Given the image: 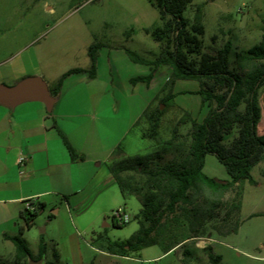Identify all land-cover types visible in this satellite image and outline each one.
Returning <instances> with one entry per match:
<instances>
[{"label": "rangeland", "instance_id": "rangeland-1", "mask_svg": "<svg viewBox=\"0 0 264 264\" xmlns=\"http://www.w3.org/2000/svg\"><path fill=\"white\" fill-rule=\"evenodd\" d=\"M133 10L159 15L147 0H0V85L12 87L31 77L48 81L71 69L84 68L89 63V46L98 42L124 45L155 58L162 47L153 41L151 35L144 32L134 34L131 31ZM185 16L192 24H201L205 29V34L198 37L201 54L215 57L228 41L232 44L233 53L245 52L261 40L264 0H193ZM160 70L162 73L167 72V85L171 80V70L168 67H161ZM175 83L167 87L165 85L155 106H151L153 109H165L161 106V100L174 88L177 92L187 91V94L178 98V104L174 101L166 109L157 140L137 138L149 129V124L143 120L122 142L120 147L124 154L121 158L155 153L171 140L175 129L179 136L187 137L192 121H203L200 113L191 114L180 106L197 101L192 93L197 89L198 82ZM95 86L96 92L91 90L92 87H89V91L79 88L82 93L78 103L83 108L85 105L91 108L96 104L108 108L111 104L121 103L123 106L128 104L134 113L140 110L144 95L153 96L142 91L127 98L121 92H116L102 98L101 86ZM203 110L208 112L206 107ZM123 115L124 112H121L117 120H112L113 143L125 128ZM95 137L94 146L99 150V134H95ZM174 156L175 153L170 152L166 159L170 160ZM212 158L215 165H208L207 175L218 179L228 177L226 168L214 156ZM95 165L90 162L87 167L92 172L98 170L99 176L95 178L94 173L91 175L86 181V184L89 181L87 188L71 197L70 206L63 197L50 195L45 198L47 206L35 218L32 227L25 226L22 238L27 242L33 259H37L43 240L47 248L43 264L54 262L55 253L59 256L57 264H81V260L91 261L99 256L95 249H99L103 240H127L138 231L139 223L135 217L142 208L139 200L136 197L124 199L115 184L100 189L99 182L109 174V169L106 166L102 169L93 168ZM240 193L239 187L227 194L224 199L227 207L224 206L220 215L206 226L204 235L187 241L184 248L164 255L160 247H150L129 258L110 262L106 260V264H185V248L193 251V258L187 264H209V247L215 255L221 256L222 264H264V216L248 219L251 214H264V188L243 186L242 222L238 233L229 237L217 233L224 224L229 226L238 223L239 219L231 211V205L235 199H239ZM119 208H125L131 216V221L126 225L113 224V212ZM7 212L8 208L0 205V215L4 216V219L0 216V264H17L14 245L7 242L1 232L2 225L9 218ZM73 247L80 253V261L75 260Z\"/></svg>", "mask_w": 264, "mask_h": 264}, {"label": "trees", "instance_id": "trees-1", "mask_svg": "<svg viewBox=\"0 0 264 264\" xmlns=\"http://www.w3.org/2000/svg\"><path fill=\"white\" fill-rule=\"evenodd\" d=\"M147 1L158 11L160 23L146 32L162 48L155 58L122 48L133 63L150 69L148 75L133 78L131 84H149L161 67H168L171 70L168 84L174 85L175 81L198 82L196 94L201 98L202 108L206 107L208 112L202 123L192 121L187 137L179 136L175 129L171 140L155 153L121 158L123 149L118 147L115 150L109 170L121 196L139 200L142 208L135 217L139 229L127 240H103L99 249L123 258L156 246L168 254L184 248L187 241L204 235L206 226L220 215L224 206L227 207L224 203L226 195L238 189L243 181L254 183L252 171L264 162V136L258 134L262 116L259 99L264 91V20L258 44L245 52L233 53L232 44L228 41L212 57L201 54L198 37L205 34L204 27L192 24L185 16L193 0ZM102 48L100 43L92 44L88 49L90 68H74L63 74L50 86L51 95L56 98L71 75L96 79ZM175 98L176 94L170 92L161 100L165 109L147 107L135 125L139 126L143 120L149 124L144 139L157 140L163 116ZM181 139L185 141L181 142ZM64 141L72 158H75L65 138ZM170 152L175 156L167 160ZM208 155L214 156L226 168L229 180H216L204 173ZM241 196L240 193L239 199L231 205L235 215L240 210ZM34 205L35 212L25 209L21 214L28 228L45 209L44 204ZM239 225V221L234 225L224 224L217 233L227 237L236 233ZM5 239L14 245L17 264H27L29 258H34L21 236L5 235ZM207 251L209 264H222L221 256L215 255L212 248H207ZM46 253V245L41 240L37 259L46 261ZM54 256L55 261L47 264L58 263L59 256L56 253ZM184 256L187 264L193 258V251L185 248Z\"/></svg>", "mask_w": 264, "mask_h": 264}, {"label": "crops", "instance_id": "crops-1", "mask_svg": "<svg viewBox=\"0 0 264 264\" xmlns=\"http://www.w3.org/2000/svg\"><path fill=\"white\" fill-rule=\"evenodd\" d=\"M133 11L131 14L134 17V23L131 27L135 30L134 34L144 32L150 35L146 30H151L160 23L159 15ZM127 39L132 41L130 37ZM98 43L102 44L103 48L99 51L97 78L90 80L86 75H71L68 77L61 92L55 98L51 111L47 110L44 103L38 101L26 100L15 106L0 103V205H5L8 208L6 214L9 217L7 222L2 225L1 232L4 239L5 235L11 237H22L24 235L26 228L21 214L26 209V202L40 203L46 207L45 198L56 195L63 197V200L70 206L71 197L87 188L89 181L87 184L86 181L91 178V175L94 173L95 178L99 176L98 170L92 172L93 170L87 167L88 163L97 164L93 168L99 167L102 169L103 166H106L109 169L115 150L133 133L135 125L141 119L144 111L148 106L154 105L168 81L167 72L162 73L159 69L149 84H131L133 78L148 75L150 73L149 67L133 63L122 49L125 47L124 45ZM90 64L89 58L88 65L83 69H89ZM140 68L143 70L138 71ZM62 75L45 81L49 89ZM95 85L101 86L102 91L100 90V94H102V98L116 92H121L127 98L136 92L142 91L146 95L153 94V96L144 95L140 110L134 111V113L128 104L123 106L121 103L111 104L108 108H102L101 104H96L97 106L91 108H89L90 105H85L83 108L78 103L80 102L79 95L84 89L89 91V87H92L91 90L96 92ZM198 90L199 84L192 93L197 97L196 102L192 101L193 103H185V105L180 106L191 114L194 112L200 113L203 116L202 120H204L207 112L203 110L201 98L196 94ZM173 93L176 94L175 101L178 104V98L187 94V91L177 92L174 88ZM259 100L262 116L258 125V134L264 136V91L260 94ZM121 112L125 114L123 115L125 128L122 135L113 143L111 137L112 120H117V116ZM95 134H99V150H97V146H94ZM64 138L74 151L75 158H72ZM137 138L146 140L143 138V133L138 135ZM21 155L28 157V161L23 167L18 165V159ZM212 157V155L206 157L204 167L206 175L208 165H215V160ZM252 177L254 183L243 181L239 184L242 196L237 218L240 225L237 232L229 236L237 234L241 226L240 211L244 202L243 186L244 188L245 186L264 188V162L253 169ZM212 178L220 181L229 180V176L222 179ZM113 184L116 185L109 170V174L101 179L98 186L100 189H104V187ZM1 213H3V210ZM0 216L4 219L3 215ZM254 216H264V214H251L248 219ZM95 250L99 253V256H95L91 261L86 262L79 260L80 253L74 247L72 254L75 260L80 261L81 264H106V260L110 262L123 258L97 248Z\"/></svg>", "mask_w": 264, "mask_h": 264}, {"label": "water", "instance_id": "water-1", "mask_svg": "<svg viewBox=\"0 0 264 264\" xmlns=\"http://www.w3.org/2000/svg\"><path fill=\"white\" fill-rule=\"evenodd\" d=\"M38 101L53 109L55 98L51 95L47 83L38 77L27 78L14 87L0 85V103L15 106L22 101ZM44 259L29 258L27 264H43Z\"/></svg>", "mask_w": 264, "mask_h": 264}, {"label": "built area", "instance_id": "built-area-1", "mask_svg": "<svg viewBox=\"0 0 264 264\" xmlns=\"http://www.w3.org/2000/svg\"><path fill=\"white\" fill-rule=\"evenodd\" d=\"M28 161V157L25 155H21L18 159V165L20 167L25 166V163ZM26 209L30 210L31 212H35L36 206L34 203L26 202ZM113 224H117L119 226L126 225L131 221V216L128 214L125 208H119L112 215Z\"/></svg>", "mask_w": 264, "mask_h": 264}, {"label": "flooded vegetation", "instance_id": "flooded-vegetation-1", "mask_svg": "<svg viewBox=\"0 0 264 264\" xmlns=\"http://www.w3.org/2000/svg\"><path fill=\"white\" fill-rule=\"evenodd\" d=\"M36 260H38V259H36Z\"/></svg>", "mask_w": 264, "mask_h": 264}]
</instances>
